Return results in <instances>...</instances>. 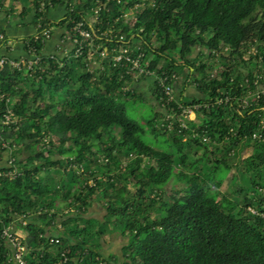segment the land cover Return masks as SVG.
Returning a JSON list of instances; mask_svg holds the SVG:
<instances>
[{
    "label": "trees",
    "instance_id": "1",
    "mask_svg": "<svg viewBox=\"0 0 264 264\" xmlns=\"http://www.w3.org/2000/svg\"><path fill=\"white\" fill-rule=\"evenodd\" d=\"M23 2L13 13L0 0L9 25L26 24L16 17L33 8L34 32L12 37L40 56L32 68L0 67V264H20L6 226L23 230L25 264H264V0ZM0 33L2 55L11 34ZM124 47L198 90L179 98L198 106L186 128L160 126V110L145 123L127 115L128 99L144 101L143 81L158 104L166 96L113 59ZM148 131L169 148L146 141ZM232 168L243 184L227 194L220 185ZM171 178L182 184L169 193ZM95 193L102 218L88 214ZM111 232L127 237L122 259L102 254Z\"/></svg>",
    "mask_w": 264,
    "mask_h": 264
},
{
    "label": "built area",
    "instance_id": "2",
    "mask_svg": "<svg viewBox=\"0 0 264 264\" xmlns=\"http://www.w3.org/2000/svg\"><path fill=\"white\" fill-rule=\"evenodd\" d=\"M82 25L83 22L79 21L76 25H74V27L76 30H79L84 37H90L91 32L82 28ZM43 33L46 35V37H50V31L48 29H45ZM3 37L4 34L0 33V40ZM61 40L64 42L63 39ZM15 42L16 41L13 38L8 39L7 46L9 45L10 47L6 48H8L9 51L8 53L0 55V67H4L6 64H8L17 68H22L23 65H26L28 68H32L33 65L39 61L40 56L37 55L35 53V49L32 48V53H29L26 51V49H24L25 53L15 55L13 53L16 48ZM114 49L115 48H113V50ZM131 50V47H124L113 56V59L117 62L123 63L128 71H134L136 78L144 74L152 80H157L159 87L163 89L166 96V101L162 103V106H164V116L163 120L158 122L159 125L169 129H173L175 126H179V129L186 128L188 126L186 119L195 117L192 116V113L195 114V108L198 106L196 104H184L179 100L176 94V84L178 83L176 73L169 74L166 73V71L159 73L157 69L149 67L151 56L145 57V52L142 50H140L137 55H132ZM101 53L103 55L108 54V49H103ZM169 101H174L176 103V109L173 106H167ZM245 101H247V99ZM15 121L16 117L14 115L13 109L8 106L4 118L2 119V123L4 126L11 127ZM203 139H208L206 134H204ZM3 236L6 237L10 242L13 248V256L15 260L20 264H25L24 253L26 251V246L22 242L23 235L19 233L18 230L13 231L11 226H6L3 230Z\"/></svg>",
    "mask_w": 264,
    "mask_h": 264
},
{
    "label": "rangeland",
    "instance_id": "3",
    "mask_svg": "<svg viewBox=\"0 0 264 264\" xmlns=\"http://www.w3.org/2000/svg\"><path fill=\"white\" fill-rule=\"evenodd\" d=\"M4 2L8 6H11L12 4L15 6L14 10H12V11H14L13 13L25 8V4H24L23 0H4ZM137 4H139V3H137ZM131 10L132 9L127 10L126 14L128 16L129 23L132 24L135 17H133V15L131 14ZM28 11L29 12H28V15L26 17H24V18L16 17V19L17 20L20 19V20H22V22H26V24H29L28 21L31 20V16L33 15V8L29 7ZM132 13L135 15L134 11H132ZM4 16L5 17L8 16L9 18H12L13 14L5 15V14L0 13V21H4L5 20ZM95 18L96 17H93L92 20L95 21ZM140 84L141 85H140L139 88H140V91L142 93L144 101H142V100H134L132 98L128 99L127 100V104H128V106H127V115L132 117V118H135L136 120H138V121H140L142 123H145L147 118H149L150 116H152L154 114L155 110H158V111L159 110L161 111V109L164 110V106L158 104L157 100L152 95L151 88H150V86H151L150 83H147V82L143 81ZM262 86H264V85L261 84V88H262ZM190 87H191V89L193 88L194 92L198 93V90L193 85H190ZM191 89H189V90H191ZM184 90H186V86H185ZM184 90L182 89L181 92H183ZM261 90L264 91V87ZM188 93H189V91L186 92V95ZM192 116H195V114L192 113ZM52 138L55 141L57 140V133L56 132L52 134ZM144 139L146 141H148L149 143H151L152 145L156 146V147L164 148V149L169 148L168 147V142L166 141V136L163 133L155 134V133H153L151 131H148L144 135ZM239 151H240L241 157H245V156L249 155L252 152V146H248V145L244 146L241 149L239 148ZM178 169L179 168H176V170H178ZM234 173H235V168H232L225 175V177L223 178L222 183L220 185V190L222 192H225V193L228 194L234 188H236L239 185L243 184V181L240 178H237V180H235V181L233 180L232 181L231 178H232ZM89 182L93 183L94 181H93L92 178H90ZM181 184H182V182H180V181L179 182H175L173 180V178H171L164 185L163 188H165L167 192L172 193V192L175 191L176 188L180 187ZM246 184L247 183H245L244 185H246ZM131 187H133V185H131ZM215 191H216V186L211 183L210 188H209V192L210 193H214ZM235 195L236 194H234L232 196V198H234ZM98 196H99V194L95 193L96 199L93 200V202H92V204H91V206L89 208L88 214L96 216L98 218H102L104 213L106 212V208L102 205V202H101V200H100V198ZM236 197H238V195ZM239 197H240V194H239ZM18 231L22 235L24 234L23 230L18 229ZM126 240H127V237L123 236L122 234H120L118 232H111V233L106 234L103 237V239H102V248H101L102 254L106 256L110 252H114V253L118 254L120 256V258L122 259V245H123V243L126 242Z\"/></svg>",
    "mask_w": 264,
    "mask_h": 264
},
{
    "label": "crops",
    "instance_id": "4",
    "mask_svg": "<svg viewBox=\"0 0 264 264\" xmlns=\"http://www.w3.org/2000/svg\"><path fill=\"white\" fill-rule=\"evenodd\" d=\"M53 14L54 15H58V10H55L53 11ZM6 27L8 28V32L9 34H11V38L14 39V37L12 36H15V35H23V34H27V33H32L34 32L35 28H34V25L29 23V24H15V25H9L8 22H6L5 20L4 21H0V27ZM59 32H58V40H60V37H59ZM15 40V39H14ZM57 40V36L53 37L51 40L48 41L47 43V49L48 50H52L55 48V46L58 44V42L56 41ZM15 44H16V48L14 50V54L15 55H19L21 53H25L23 47H22V44L20 42H18L17 40H15ZM182 89L184 90L185 88H183L182 84L181 83H177L176 84V93L177 94H186V92L189 91V93L187 94L188 96H193L194 94H196L197 92H194L193 91V88L191 89L190 85H188V87H186V90H184L183 92ZM191 89V90H189ZM193 91V92H192Z\"/></svg>",
    "mask_w": 264,
    "mask_h": 264
},
{
    "label": "clouds",
    "instance_id": "5",
    "mask_svg": "<svg viewBox=\"0 0 264 264\" xmlns=\"http://www.w3.org/2000/svg\"><path fill=\"white\" fill-rule=\"evenodd\" d=\"M178 83H180V82H178ZM176 94H177V93H176ZM185 95H186V94H185ZM181 96H183V95L177 94V97H178V98H180ZM161 105H162V104H161ZM161 111L164 112L163 109H161Z\"/></svg>",
    "mask_w": 264,
    "mask_h": 264
}]
</instances>
